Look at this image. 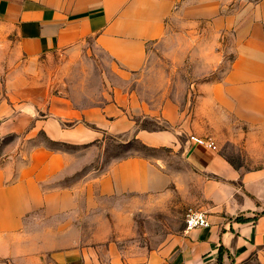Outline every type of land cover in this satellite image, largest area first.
Segmentation results:
<instances>
[{
  "label": "crops",
  "instance_id": "obj_1",
  "mask_svg": "<svg viewBox=\"0 0 264 264\" xmlns=\"http://www.w3.org/2000/svg\"><path fill=\"white\" fill-rule=\"evenodd\" d=\"M181 3L0 0V52L15 64L56 59L62 68L54 78L31 76L30 83L47 85L37 98L30 86V103L0 107V137L43 132L55 143L97 146L111 136L160 153L83 173L72 170L74 154L39 146L21 164L0 168V257L16 264H264V0L241 13L214 8L213 27L235 43L228 70L182 100L165 92L155 108L134 82L145 79L149 48L169 42ZM210 57L211 68L223 62L219 53ZM99 66L100 74L89 73ZM147 119L166 127L149 131L141 127ZM192 135L214 139L218 150L192 144ZM228 142L241 158L227 152ZM190 209L206 213L211 226L186 230Z\"/></svg>",
  "mask_w": 264,
  "mask_h": 264
},
{
  "label": "rangeland",
  "instance_id": "obj_2",
  "mask_svg": "<svg viewBox=\"0 0 264 264\" xmlns=\"http://www.w3.org/2000/svg\"><path fill=\"white\" fill-rule=\"evenodd\" d=\"M182 1L181 6H185L183 14L175 24L174 19L170 24L169 42L149 48L148 66L143 74L145 79L138 82L136 77L134 82L135 87L137 83L139 84L140 94L155 108H159L167 96L165 92L171 99L175 97L182 100L185 92H196L198 85L222 79L233 59L235 43L232 33L223 32L220 35L221 30H218L220 26L213 27L212 16L216 12L214 8L219 6L220 12L216 13L220 14L241 13L259 0H190V3ZM1 47L2 44L0 49ZM223 51L224 54L221 55ZM5 53V51L0 52V107L8 105L11 108L14 106L21 108L27 104L28 99L30 103L28 98L31 97L30 86L32 84L35 86L36 97L38 90L40 91L43 85H47L43 79L30 83L31 76L51 75L54 78L62 72L60 62L56 59L51 64L45 62V64L29 65L24 61L15 64V61H11L10 56ZM211 53L213 55L219 53L223 56L222 64L216 69L210 67ZM99 68L100 66L95 67V70L89 73L100 74ZM76 73L82 72L76 71ZM12 76H21V79L8 83ZM22 78H28L29 82L23 81ZM96 85L97 83L94 82L91 89L96 90ZM51 86L52 92L57 93L59 83L52 82ZM141 127L149 131H159L166 125L147 119L141 123ZM192 136L215 142L212 138ZM127 140V138L105 136L97 146H72L52 142L43 132H39L34 138H27L26 135L0 137V168L9 164H21L28 159L31 151L39 146L54 152L74 154L76 159L72 164V170L83 173L91 170L101 173L110 163L130 156H142L150 160L160 156V153L144 147L136 140L129 142ZM225 145L224 148L231 156L241 158L236 152L237 149L229 146V142ZM262 156L264 158V153ZM0 264H16V262L10 258L0 257Z\"/></svg>",
  "mask_w": 264,
  "mask_h": 264
},
{
  "label": "built area",
  "instance_id": "obj_3",
  "mask_svg": "<svg viewBox=\"0 0 264 264\" xmlns=\"http://www.w3.org/2000/svg\"><path fill=\"white\" fill-rule=\"evenodd\" d=\"M189 141L197 146L204 147L210 151H217V144L213 140H203L194 136L189 137ZM211 226L210 221L206 213L201 210L190 209L185 216L186 230L191 231L199 228H209Z\"/></svg>",
  "mask_w": 264,
  "mask_h": 264
},
{
  "label": "trees",
  "instance_id": "obj_4",
  "mask_svg": "<svg viewBox=\"0 0 264 264\" xmlns=\"http://www.w3.org/2000/svg\"><path fill=\"white\" fill-rule=\"evenodd\" d=\"M221 260V259H220Z\"/></svg>",
  "mask_w": 264,
  "mask_h": 264
}]
</instances>
